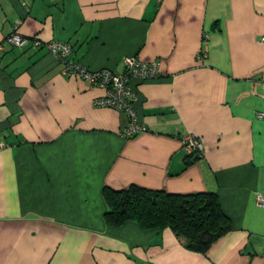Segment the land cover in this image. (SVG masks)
Returning a JSON list of instances; mask_svg holds the SVG:
<instances>
[{
    "label": "crops",
    "instance_id": "0c3cea01",
    "mask_svg": "<svg viewBox=\"0 0 264 264\" xmlns=\"http://www.w3.org/2000/svg\"><path fill=\"white\" fill-rule=\"evenodd\" d=\"M14 30L91 70L158 60L129 81L144 129L122 134L104 88ZM263 37L264 0H0V264H264ZM131 184L214 191L232 228L198 251L170 227L108 225L104 186Z\"/></svg>",
    "mask_w": 264,
    "mask_h": 264
},
{
    "label": "trees",
    "instance_id": "16d2710c",
    "mask_svg": "<svg viewBox=\"0 0 264 264\" xmlns=\"http://www.w3.org/2000/svg\"><path fill=\"white\" fill-rule=\"evenodd\" d=\"M188 155L199 158L196 152ZM103 197L108 225L132 220L143 228L170 227L192 250L207 251L232 228L214 191L178 193L131 184L122 189L104 186Z\"/></svg>",
    "mask_w": 264,
    "mask_h": 264
},
{
    "label": "built area",
    "instance_id": "2783aa9c",
    "mask_svg": "<svg viewBox=\"0 0 264 264\" xmlns=\"http://www.w3.org/2000/svg\"><path fill=\"white\" fill-rule=\"evenodd\" d=\"M5 40L11 45L22 49L44 45L55 59L62 63V72L77 74L104 88V94L94 100L95 104L116 107L126 113L128 123L123 127L122 134L130 136L144 129L143 124L137 120L136 111L133 106L135 93L129 86V81L133 76L141 80L157 77L160 73L158 60H145L139 55L134 54L123 57L117 66L113 68L103 67L91 70L69 57L72 46L68 41L57 39L43 41L35 35L27 36L15 30L9 33L5 37ZM262 40L264 41V37ZM202 55V50L196 54L197 58H200ZM263 115V112L257 113L258 117H262ZM184 145L188 153L196 152L199 156L202 155V144L194 135H187L184 139ZM256 200L258 205L264 207V192H257Z\"/></svg>",
    "mask_w": 264,
    "mask_h": 264
}]
</instances>
